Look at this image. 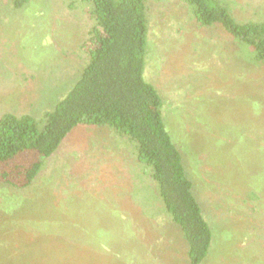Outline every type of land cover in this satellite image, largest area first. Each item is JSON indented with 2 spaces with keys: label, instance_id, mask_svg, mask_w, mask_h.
Masks as SVG:
<instances>
[{
  "label": "rangeland",
  "instance_id": "1",
  "mask_svg": "<svg viewBox=\"0 0 264 264\" xmlns=\"http://www.w3.org/2000/svg\"><path fill=\"white\" fill-rule=\"evenodd\" d=\"M69 1L14 9L0 0V115L40 117L80 76L91 19ZM227 2L236 18L264 21V0ZM149 14L143 77L162 99L213 231L200 264H264V65L244 61L220 30L197 26L182 0L150 3ZM255 189L257 209L247 194ZM163 211L133 145L81 126L31 185L0 183V264H188Z\"/></svg>",
  "mask_w": 264,
  "mask_h": 264
},
{
  "label": "trees",
  "instance_id": "2",
  "mask_svg": "<svg viewBox=\"0 0 264 264\" xmlns=\"http://www.w3.org/2000/svg\"><path fill=\"white\" fill-rule=\"evenodd\" d=\"M160 1H69L82 7L91 19L81 45L86 61L72 88L40 117L12 112L0 115V183L28 187L45 159L74 129L109 128L133 145L136 160L157 186L163 212L181 231L188 264H200L212 245V227L193 192L194 181L186 173L183 155L166 129L162 99L143 77L149 7ZM182 1L197 26L220 30L238 46L244 61L264 65V21L236 18L227 0ZM27 2L10 0L14 9ZM255 190L247 194L256 201L257 209L261 197ZM28 260L8 259L3 264H27Z\"/></svg>",
  "mask_w": 264,
  "mask_h": 264
}]
</instances>
